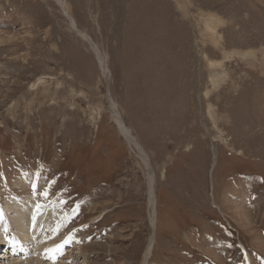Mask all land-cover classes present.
<instances>
[{"label":"rangeland","instance_id":"1","mask_svg":"<svg viewBox=\"0 0 264 264\" xmlns=\"http://www.w3.org/2000/svg\"><path fill=\"white\" fill-rule=\"evenodd\" d=\"M63 1L107 71L58 0H0V209L57 208L46 263L264 264V0Z\"/></svg>","mask_w":264,"mask_h":264},{"label":"bare ground","instance_id":"2","mask_svg":"<svg viewBox=\"0 0 264 264\" xmlns=\"http://www.w3.org/2000/svg\"><path fill=\"white\" fill-rule=\"evenodd\" d=\"M59 5L62 7L64 13L71 21L73 29L89 44L90 49L95 54L101 70L105 74L107 71V64L104 55L98 49L97 45L94 43L92 38L84 31L80 30L74 21L73 17L70 15L67 7L65 6V2L63 0H58ZM209 24V25H208ZM210 29V35H214L215 27L212 22L207 23V29ZM214 64V63H213ZM218 65V64H217ZM108 75V74H107ZM108 104L110 110L112 111V116L116 122L119 132L125 139L128 140L130 144L133 145L135 149H137L140 158L143 163L146 165L147 169V184H148V203L151 209L155 208V196H154V188H153V168L150 163L149 157L139 143L137 138L133 135L130 128L127 126L125 121L122 119L115 103L108 96ZM5 207H1L0 209V245L7 244L9 248H13L11 251L12 254H16L18 249H25V253L29 250V246L34 244L35 247V258L28 262H21L19 264H52L46 263L42 258H45L46 255L50 256L51 254L47 251L48 249H54L56 246H53L57 241V231L61 232V227L55 228L53 227L55 220H57L60 216L57 212V208L50 207L49 209L45 208L40 201L33 197H17L12 198ZM151 216V215H150ZM62 217V216H61ZM155 215H152L154 219ZM60 219V218H59ZM60 222V220H57ZM152 221V220H151ZM58 225V224H57ZM54 230L53 236H49L47 232L50 229ZM12 233V234H11ZM59 233V232H58ZM13 236L12 243L9 241ZM48 235V236H47ZM59 237V236H58ZM17 238V239H16ZM9 239V240H8ZM60 239V238H59ZM14 241V242H13ZM12 245H11V244ZM60 243V242H59ZM155 244V236H151L144 251L142 264H148V260L152 255V251ZM61 245V244H59ZM19 248H18V247ZM5 258H11L9 254L10 251H5ZM13 256V255H12ZM61 263V262H60ZM12 264V263H11ZM17 264V263H13ZM61 264H65L62 262Z\"/></svg>","mask_w":264,"mask_h":264},{"label":"snow or ice","instance_id":"3","mask_svg":"<svg viewBox=\"0 0 264 264\" xmlns=\"http://www.w3.org/2000/svg\"><path fill=\"white\" fill-rule=\"evenodd\" d=\"M45 195H46V193H45ZM65 243H68V241H65ZM62 247H63V245H57L56 248H54V249H48L47 251L51 254L49 256V258L55 259L56 258L55 253L61 251Z\"/></svg>","mask_w":264,"mask_h":264}]
</instances>
